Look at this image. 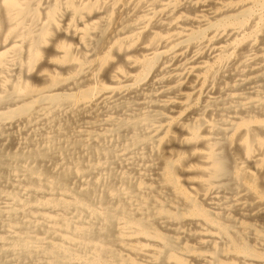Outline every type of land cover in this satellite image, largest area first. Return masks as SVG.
I'll list each match as a JSON object with an SVG mask.
<instances>
[{
    "label": "bare ground",
    "instance_id": "obj_1",
    "mask_svg": "<svg viewBox=\"0 0 264 264\" xmlns=\"http://www.w3.org/2000/svg\"><path fill=\"white\" fill-rule=\"evenodd\" d=\"M0 264H264V0H0Z\"/></svg>",
    "mask_w": 264,
    "mask_h": 264
}]
</instances>
